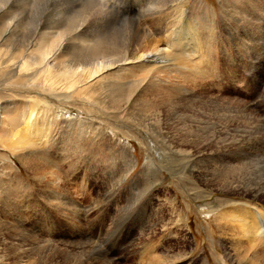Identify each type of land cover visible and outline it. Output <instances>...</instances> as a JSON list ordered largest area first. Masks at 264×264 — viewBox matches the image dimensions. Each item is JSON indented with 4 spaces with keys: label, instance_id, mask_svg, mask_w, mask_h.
<instances>
[{
    "label": "rangeland",
    "instance_id": "rangeland-1",
    "mask_svg": "<svg viewBox=\"0 0 264 264\" xmlns=\"http://www.w3.org/2000/svg\"><path fill=\"white\" fill-rule=\"evenodd\" d=\"M48 1L41 6L40 0H0V28L4 20L19 22L15 39L11 38L9 44L31 39L34 23L40 20L54 18L66 26L68 18L83 9L94 13L110 5L116 13L109 20L115 16V25L106 36L114 34L128 42L136 37L137 22L162 46L169 44L162 40L164 36L180 25L197 27L200 39L214 46L210 53L202 48L210 72L207 80L186 85L188 91L197 86L199 97L182 100V91L163 95L152 90L134 98L130 105L114 95L126 93L140 69L127 73L129 78L114 90L91 84L85 90L80 87L75 91L80 96L72 100L56 96L60 89L69 92L67 76L27 77L25 81L34 82V86H28L27 97L19 95L11 102H2V117L21 116L33 108L41 115H46L47 109L53 119L60 110L71 117L55 119L53 140L45 153L19 159L8 149L15 141L13 126L0 124V264H53L58 260H63L61 264H100L103 256L109 263L141 264L140 251L145 247L151 257H164L165 264H252L249 259L232 257L235 247L222 238L218 220L230 201L256 203L250 195L243 198L221 188L217 175L200 161L199 149H187L180 138L181 121L173 115L167 119L164 114L157 124L149 117L150 108L160 104L165 110L173 106L184 114L206 115L211 119L209 127L231 120L237 127V140L246 133V128L238 124L246 121L231 112L230 105L249 106L264 121V0H158L156 8L153 0H98L96 6L89 0ZM178 9L182 10L179 19ZM61 29L47 27L38 35L60 40ZM106 33L98 28L94 38ZM62 41L66 43V38ZM51 56L49 62L56 70L58 59ZM64 58L73 56L62 55L59 60ZM5 80L1 78L0 84L8 87L18 77ZM51 83L58 90L49 89ZM260 127L254 129L257 136L264 132L258 130ZM186 150L188 158L183 152ZM215 152L214 148L210 150ZM242 167L255 174L253 178H264V165H259L256 172L251 157ZM44 188L59 192L61 202L65 199L68 203L57 209V202L51 204ZM220 201L224 206L216 219L208 212L211 208L221 209ZM66 207L79 216L71 218ZM47 241H55L62 255L52 251L53 247L37 248V243L44 245ZM73 246L80 247L75 254L70 251Z\"/></svg>",
    "mask_w": 264,
    "mask_h": 264
},
{
    "label": "bare ground",
    "instance_id": "bare-ground-1",
    "mask_svg": "<svg viewBox=\"0 0 264 264\" xmlns=\"http://www.w3.org/2000/svg\"><path fill=\"white\" fill-rule=\"evenodd\" d=\"M47 1L40 0L41 6L43 2ZM89 1H91L93 6H96L99 2L98 0ZM153 1L155 2V8L160 5L158 0ZM96 11L94 13H88L83 9L78 15L68 18L66 23L69 24L66 26L53 17V20L46 19L35 22V30L31 34L32 38L17 41V44L15 43L16 40L10 44L9 42L11 38L15 39L19 22H8L4 20V24L0 28V79L3 78L6 79L5 81H8L18 77V80L12 86L8 87H6L7 84H0V111L3 112L2 102H11L13 101L12 98L15 99L19 95L27 97L28 86H34V82L33 84H29L30 82L25 80L30 79L31 76L35 80L39 75L42 78L44 76L48 79L51 76L57 78L67 76L68 83L70 84L68 87L69 92L63 93V90L60 89L56 93V96L61 98L65 97L69 100L75 99V96H77L75 94L76 90L80 87L82 89L84 87L85 90L87 89V85L90 86V84L91 86L96 85L100 89L111 88V90H114L116 89L114 87L125 83V80L129 78L126 74L133 72L134 69H140L141 73L130 82L131 85L127 86V92L121 95L119 91L114 95L118 97V100L125 99L126 104L130 105L134 98L144 92L152 90L160 91V94L163 95L171 94L174 90H179L183 92L180 95L182 100L196 98V96L199 97V91L195 90V88H198L197 86H192L194 90L188 91L186 85L189 87L191 84H198L202 80L205 81L208 79L210 69H208L207 64L204 62L202 48L204 49L205 47L210 53L214 49V46L208 40L203 41L200 39V31L197 27L185 24L180 25L175 30L172 29L174 30V35L171 31L164 36L166 38L162 39L166 40V44H169L162 46L156 37L149 34L137 22L134 24V35L136 37L134 40L128 42L127 39H120L114 34L106 36L114 30L115 16L111 20L109 19L113 13H116L115 8L109 5L105 11L99 10L98 8ZM181 11V9H178V15ZM180 16H177V18ZM75 21L78 22L75 23ZM172 25L174 24L172 23ZM47 27L62 28L60 40L58 38L46 37L45 34L38 35L39 30L46 29ZM98 28L107 31L104 35L105 37L101 36L99 39L94 38L96 29ZM97 35L100 37L99 34ZM22 36L24 37V35ZM62 38H66V43H63V41L61 43ZM142 40H146L145 44L141 42ZM202 41L204 45H202ZM36 45L39 47L34 49ZM69 54L73 58L59 60L62 55ZM50 55H52V58L55 57V59H58V68L56 70L51 65V62H49ZM54 86L51 83L49 89L58 90V87ZM165 90H167L166 93ZM172 98L168 100H172ZM209 98L212 99L211 96ZM86 101L91 102L90 99H86ZM36 102L42 104L38 100ZM229 109L246 121V123L238 124L246 128V133L241 134L239 140L234 138L237 127L233 121L228 120L220 123L217 127H209L211 119L206 115L203 116L201 113L184 114L183 110L178 107L172 106L165 110L160 104L152 106L150 108L149 118H151L150 121L153 119V121L155 120L159 124L161 117L166 114L167 119L173 115L175 117L173 118L178 120H176L177 122L181 121L180 138L186 143L187 149H189V146V150H192L193 147L199 149L202 153L200 161H205L207 169L217 175L216 181L220 184L221 188L243 198H247L250 195L249 199L252 200V203H256L255 205L243 201H230L227 204V208L222 212V219L218 221L221 226L222 238L235 247L232 257L240 258L243 261L249 259L252 264H262L264 262V205L260 202H262L261 199H264V178H253L255 174L249 170H245L242 166L247 163L250 157L255 165L256 172L259 170V165H264V132L262 134L259 133V136L256 135L258 133L257 131L256 133L254 132V129H257L261 125L258 130L264 129V121L256 112L257 110H252L249 106L230 105ZM117 110L121 112L126 111ZM89 111L91 110L89 109ZM1 113L0 124L3 126L11 124L14 128L12 137L15 141H13L11 146H8V149L18 159L45 153V147L47 149L48 144L53 140L52 130L55 121L62 119L64 116L67 119L71 117V114L67 111L60 110V114L59 116H55V120L50 115L51 113L48 114L47 109H45L46 115H41L42 112L36 108L26 111L21 116L13 115L12 117V115H9L5 116V118L1 116ZM3 113L5 114V112ZM172 137L174 139V136ZM212 148L216 150L215 153H210ZM183 152L187 158L190 157L187 150ZM151 184L154 183L151 182ZM44 192H46L47 199L52 205H54V202H57V209L64 207V204L68 203L65 199H62L61 202L59 192L51 193L46 189ZM146 192L144 191V194ZM70 203L72 204L73 202L70 201ZM223 206L224 202L220 201L219 208L221 209L211 208L208 213H214L217 219L221 215L219 213L223 209ZM64 210L69 213L71 218L79 216L78 212L68 207L64 208ZM50 241H47L48 243L44 245L37 243L36 246L38 249L53 247L52 251H56L59 255H62V251L60 249L57 250L55 247L56 242ZM90 246L91 248H98L96 244H90ZM79 249L80 247L73 246L70 248V251L72 254H75ZM140 252H142L141 264H165L163 261L164 257L158 258L157 254H155L157 257H151L148 247H145ZM148 254H150L149 258ZM152 255L155 256L154 254ZM68 256L71 257L70 255ZM103 259V262L100 264H114L109 263L105 256H103ZM62 261L58 260L53 264H61ZM31 264L52 263L49 261H35Z\"/></svg>",
    "mask_w": 264,
    "mask_h": 264
}]
</instances>
